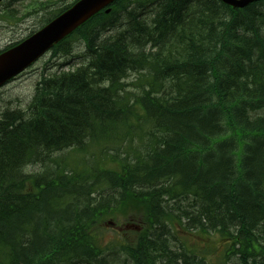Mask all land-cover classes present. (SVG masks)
Listing matches in <instances>:
<instances>
[{
    "label": "trees",
    "instance_id": "1",
    "mask_svg": "<svg viewBox=\"0 0 264 264\" xmlns=\"http://www.w3.org/2000/svg\"><path fill=\"white\" fill-rule=\"evenodd\" d=\"M136 2L158 11L101 10L55 46L81 37L87 61L44 77L28 117H0V264H206L174 248L178 229L188 246L219 242L222 264H264V0ZM141 70L128 96L120 83ZM95 144L88 162H57L72 175L23 172ZM108 219L141 230L107 242Z\"/></svg>",
    "mask_w": 264,
    "mask_h": 264
},
{
    "label": "rangeland",
    "instance_id": "2",
    "mask_svg": "<svg viewBox=\"0 0 264 264\" xmlns=\"http://www.w3.org/2000/svg\"><path fill=\"white\" fill-rule=\"evenodd\" d=\"M73 1L74 0H4L0 4V51L8 48L11 43H17L30 35V33L40 28L52 13H56L59 7L61 8V6ZM131 1V5L136 8L137 12H144L143 18L145 19L153 18L155 15L154 11L158 9L157 3H145L141 6V4L136 2L138 0ZM45 3L49 4V6L47 7ZM125 21L123 22V26H118L113 30L104 32V36H111L116 31L119 32V30H124ZM65 46L71 49L69 54L60 52L55 53L53 50H50L43 58L27 68L26 71L0 88V117L7 112H27L29 105L32 104L34 100L37 90L41 88V86L39 87L40 84H38L41 79L59 75L71 69L74 70L87 61V44L83 41V38L79 37L73 39ZM144 75V70L130 72L129 75L121 81L120 86L131 92L128 96H135V93H139L141 89L138 84L143 80ZM134 99L135 97L132 102ZM262 112L264 113V111ZM26 115L29 116L28 113H26ZM89 151L88 153H80L78 151L72 152L71 149H69L56 152L46 161L47 165L43 163H32L27 166L26 170L30 173L43 175L48 166L56 168L57 162L61 160V158H68L67 160L71 163L79 161L80 163L88 162L89 155L93 151L98 153L100 150L97 144H95L89 148ZM110 164L111 163L106 161V165ZM67 167V164L62 166V168L66 170L65 173L72 175L73 171ZM95 196L96 194L93 197ZM127 223V221L120 219L117 224L118 226H124ZM178 230L180 232H177L175 235V240L177 242L173 245L176 249L183 246V244L185 245V240L183 238L185 232L181 229ZM117 233H119L118 229L110 225L108 230L103 233L105 234V241H112L115 236H117ZM193 233L195 234L196 232L193 231ZM208 241L206 233H203L199 237L194 235V237L189 240L188 248L191 251L190 254L194 255L196 253L198 256L203 257L206 264H222V246L219 242H216L213 247L209 248ZM114 264H118V262L115 261ZM229 264L239 263H237L235 259H232L229 261Z\"/></svg>",
    "mask_w": 264,
    "mask_h": 264
},
{
    "label": "water",
    "instance_id": "3",
    "mask_svg": "<svg viewBox=\"0 0 264 264\" xmlns=\"http://www.w3.org/2000/svg\"><path fill=\"white\" fill-rule=\"evenodd\" d=\"M1 1V0H0ZM115 0H78L39 31L0 53V86L22 72L47 50L71 34L92 16ZM234 7H245L258 0H223ZM110 11V8L106 10Z\"/></svg>",
    "mask_w": 264,
    "mask_h": 264
},
{
    "label": "bare ground",
    "instance_id": "4",
    "mask_svg": "<svg viewBox=\"0 0 264 264\" xmlns=\"http://www.w3.org/2000/svg\"><path fill=\"white\" fill-rule=\"evenodd\" d=\"M105 9V11L107 10L106 8H104ZM104 9H102V10H104ZM156 11H158V9H156L154 12H156ZM107 12V11H106ZM42 80V79H41ZM40 82V81H39ZM39 84V83H38ZM128 108V107H127ZM126 112H127V110H125ZM32 112V111H31ZM26 113H28L29 115H30V112H26ZM25 113V114H26ZM26 117H28L27 115H26ZM41 160V159H40ZM29 163V162H28ZM32 163V162H31ZM30 165V164H29ZM28 166V165H27ZM68 168V167H67ZM27 167H25L24 168V173L26 174V175H32V176H40V175H37V174H34V173H30V172H28L27 170ZM70 169V168H69ZM68 170V169H67ZM47 171V172H46ZM46 171H45V173L43 174V179L45 180V182L46 181H49L50 183H51V181H53L52 179H50L51 177H52V175L53 174H57V173H63V172H65L66 170H64L63 168H62V166H60V168H58V166H57V168H54V167H47V169H46ZM42 172V171H41ZM68 172H69V170H68ZM56 177V176H55ZM58 178H66V177H64V176H59ZM68 178V177H67ZM72 180V179H71ZM68 182H70L71 183V181L68 179ZM67 182V183H68ZM73 182V181H72ZM54 183V182H53ZM47 184V183H46ZM66 184V183H65ZM72 184V183H71ZM71 184H69V185H71ZM50 185V184H49ZM76 184H74V186H75ZM48 186V185H47ZM70 188V187H69Z\"/></svg>",
    "mask_w": 264,
    "mask_h": 264
}]
</instances>
